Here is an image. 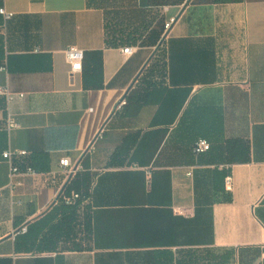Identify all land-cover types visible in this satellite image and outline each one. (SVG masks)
<instances>
[{
  "label": "crops",
  "instance_id": "obj_1",
  "mask_svg": "<svg viewBox=\"0 0 264 264\" xmlns=\"http://www.w3.org/2000/svg\"><path fill=\"white\" fill-rule=\"evenodd\" d=\"M135 2L2 0L0 264H264V0Z\"/></svg>",
  "mask_w": 264,
  "mask_h": 264
},
{
  "label": "built area",
  "instance_id": "obj_2",
  "mask_svg": "<svg viewBox=\"0 0 264 264\" xmlns=\"http://www.w3.org/2000/svg\"><path fill=\"white\" fill-rule=\"evenodd\" d=\"M1 4H2V0H0V16L2 17L3 21H7L12 17V14L6 13ZM173 23H174V19H170L167 22H165L164 31H168ZM135 50H136L135 47H124L121 49V53L124 56H131ZM83 57L84 56H83L82 51H80L76 48H69L65 52V59H66V62L69 66L70 77H73L75 74H78L82 71ZM0 70L4 71L5 69L2 67ZM0 95L5 96L8 100L11 99V95L7 89H0ZM124 104H125V102L122 101L119 106H122ZM5 127L8 131L17 127V124L15 123V121L12 119V117L10 115H8L6 117ZM210 148H211V146H210L209 142H207L204 139H199L194 143V145L192 147V154L194 156H199V155H202V154L209 152ZM23 153L24 152H20V154H23ZM13 154L14 153L7 151L4 154H2V158H3V160L10 163V159H11ZM59 166L63 170H69L71 167L70 162L67 158L60 160ZM225 169L227 170V172H226V175L224 177V189L226 192H230L231 187H232V179H231V176L228 172V168H225ZM15 173H17V169L13 166H10V174L13 175ZM188 175H190V173ZM80 199L81 198H80L79 194H74L73 196L67 198L65 201H66V204L71 205L74 202L79 201Z\"/></svg>",
  "mask_w": 264,
  "mask_h": 264
},
{
  "label": "trees",
  "instance_id": "obj_3",
  "mask_svg": "<svg viewBox=\"0 0 264 264\" xmlns=\"http://www.w3.org/2000/svg\"><path fill=\"white\" fill-rule=\"evenodd\" d=\"M125 1V4L126 5H128V7L129 8H131V7H133V5H132V3H134L135 2V0H124ZM214 1H216V2H220V3H228V2H231V1H237V0H214ZM136 3V2H135ZM163 30H164V24H163ZM148 35V34H147ZM146 38H147V36H146ZM144 40H145V37H144V35H141L140 37H139V39H138V41H139V43H138V46L139 47H141V46H144ZM123 47H137V45L135 46V45H132V44H125ZM84 58V57H83ZM199 140V139H198ZM197 141V140H196ZM195 141V142H196ZM194 142V143H195ZM194 143L192 144V146H191V154H192V147H193V145H194ZM193 155V154H192ZM80 200H85L86 199V197L84 196V195H80Z\"/></svg>",
  "mask_w": 264,
  "mask_h": 264
}]
</instances>
